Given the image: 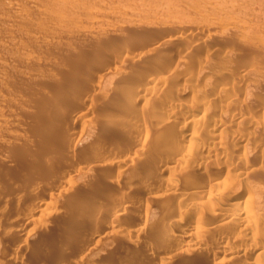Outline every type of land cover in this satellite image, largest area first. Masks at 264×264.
<instances>
[{"label":"bare ground","instance_id":"bare-ground-1","mask_svg":"<svg viewBox=\"0 0 264 264\" xmlns=\"http://www.w3.org/2000/svg\"><path fill=\"white\" fill-rule=\"evenodd\" d=\"M139 1L160 16L187 5L204 21L163 19L171 35L150 32L153 25L146 22L142 38L122 32L121 19L134 15L132 8L103 13L97 9L103 0H0V49L7 52L0 55V85L4 61L15 58V80L41 91L54 87L45 97L63 103L55 109L59 117L51 112L45 124L33 127L49 133L54 147L48 163L55 179L41 184L48 199L21 196L26 212L13 215L10 229L0 225L10 230L3 229V236L17 242L12 248L6 243L4 251L21 262L30 244L43 243L41 231L64 210L60 204L77 203L86 213L91 203V218H101L103 226L90 223L87 237L74 235L77 249L87 247L83 256L72 257L73 264H95L107 252L101 245L114 242L121 264H264V0L257 8L205 0L218 12H209L201 0ZM110 17L119 21L105 25ZM234 40L244 46L239 59L231 53ZM52 120L66 122L68 131L55 130ZM10 127L0 119L3 136ZM3 136L0 141L8 143ZM55 189L62 191L54 195ZM106 190L114 201L107 212L101 205ZM130 201L140 205L134 206L140 221L132 219ZM66 233L64 244L71 238ZM1 236L0 246L6 239ZM74 243L50 250L61 261Z\"/></svg>","mask_w":264,"mask_h":264},{"label":"rangeland","instance_id":"rangeland-1","mask_svg":"<svg viewBox=\"0 0 264 264\" xmlns=\"http://www.w3.org/2000/svg\"><path fill=\"white\" fill-rule=\"evenodd\" d=\"M103 1H104V4H100V6L97 7L98 11H102L103 13H106V11L108 12L110 10L108 8H112V7H113V9H111V10H114V9L116 10V7H118V8L123 7V8H127V9L132 8V10H134L133 11L134 15H129L127 17H123V19H121V17H118V16L116 18H119V20L121 19L122 22H123V23H121L122 32H124L126 34H131V35L134 34V36H140L142 38H144V36H145L144 35L145 33H143L144 30H143L142 24L146 23V22H150L153 25V27L149 28L150 32L155 31V32L166 34V35H171L172 34L171 28L170 27H166V25H164V24L163 25L161 24L163 19L164 20L165 19H167V20H171L172 19L174 21H180V22H182L185 25L186 24H191V23L193 24V22H203L204 21V20L200 21V18L198 20L199 15L197 16V14H195L193 12H189V11L192 10V8L190 6H187V5L185 7L186 10L182 9V8H178V10H173L170 13L167 12L166 15H165V13H163V15L160 16L159 14L156 15L153 12L150 13V14H149V12H146V8L149 9L148 6H150V5H147L144 2L147 5V6H145L139 0H111L112 4L105 3V2H108V0H103ZM176 1H178V0H176ZM234 3L242 4V6H246V4H248L249 8H257L258 5L261 2H259V0H224V4H226V5H230V4H234ZM148 4H150V3H148ZM199 4H202L201 6H207L208 7L207 10L209 12H211L212 10L214 12H218L219 11L218 10V5H216V6H212V4L208 5V4H206L205 0H201L199 2ZM96 6H95V8H96ZM114 6H115V8H114ZM210 7H212V8H210ZM144 9H145V12L143 11ZM189 9H191V10H189ZM80 13L81 14H85L83 11H81ZM261 16L263 17V15H261ZM81 17H84V16H81ZM208 17H210V16H208ZM110 18L107 19L105 25L111 24V23H113V21L114 22L119 21L118 19H115V17H113L115 20H113V18H111V19ZM111 20H113V21H111ZM250 23L252 25L254 23H257V25H259V23L258 22H254V20L251 21ZM3 25H1V26H3ZM105 25L102 26V27H107ZM4 27H5V25H4ZM4 31H3V33H2V30L0 32L5 35ZM132 31H134L135 33H131ZM4 35H3V37L2 36L1 37L4 38ZM7 35L5 37H7ZM1 37H0V39H2ZM7 39H8V37L6 38V40ZM243 49H244V46L242 44H240V42H238L236 40L232 41V43H231V53L233 54V56L236 59H239V57L242 55V50ZM5 52H6L5 49L4 50L0 49V55H2V54L6 55L7 52L6 53ZM11 58H13V57H11ZM8 59L4 61V63L6 64V69L2 72L3 74L1 73L3 75V76L2 75L1 76L3 78H6V79H4L5 82L3 81L4 83L2 85H0V119L6 120L7 123H9V127H10L11 124L12 125H11L10 129L8 128L9 129L8 131L10 133H7L8 134L7 136L4 135L5 137L3 136L2 130H0V135L2 134L3 138L6 140V142H8V143L4 144L2 142V140L0 141V184H1L0 187L4 188V189L0 188L1 190H3V192L0 190L2 192V193H0V195H2V194L6 195V196L4 195V196L0 197V203L2 202V200L4 201V199L7 198V200L5 199L4 203H2L3 204L2 207L4 208V210L0 209V214L3 215V216L0 217L1 218L0 222L2 220V224H0V225L5 226V224H6L7 228L10 229L11 228V224L14 223L13 221L16 218V217H14V219H13L12 218L13 215L17 216V214H19V213L22 214V213L26 212V207L28 206V205H26L27 201H36V200H40V199H44V200L48 199L47 194H45L43 192V190H41V189L45 185H47V186L52 185V183H53L52 182V178L54 177L53 181L55 179L54 175H56V172H55L54 167L52 165L53 163H52V161L50 162V160H48V159H50L49 157L54 154V149H53L54 147H50L52 145L49 142L50 141V139H49L50 134L49 133L39 134L37 131L33 130V127H34L35 124L40 123V122L45 124L46 118L52 114L51 112H54L53 114H54L55 117L56 116L59 117L60 114L57 115L58 111H56L55 109L58 110L62 106L63 103L61 104V103L55 102V101L50 102L45 97L46 93H49V94L53 95V92L55 90L54 87H52V88L49 87V89H47L46 91H41L40 87H38L39 85L34 86V87H32V86L30 87V85L25 86V85L20 84L18 79L15 80V60H14L15 58L10 59V57H9ZM52 71L53 70H50V71H48V73H51ZM20 95H22L23 98L20 99V100L15 101V97L16 96H20ZM61 102H63V101H61ZM46 108H48V110L50 112H48V110H46ZM68 108L71 109L73 107H68ZM83 117L82 118L84 120H86L88 118L86 116H83ZM50 122L53 123L54 121L52 120ZM56 122H57V125L53 123L54 127H56L55 130L63 129L64 127H62V126L64 124L67 125L66 122L64 123V121H62V120L60 122L57 120ZM15 127H17V129H15ZM67 127H68V125H67ZM67 127L64 128L63 130H60V131L61 132L68 131ZM77 127H79L78 123L75 125V128H73V131H74V129L76 130ZM5 134H6V132H5ZM15 135H19V139L16 142H15ZM51 138H54V137L51 136ZM28 139L29 140L31 139L30 142H29ZM25 140H26V142H25ZM57 141H58V139H57ZM57 141H55V142H57ZM19 149L21 150L20 152L18 151ZM5 155L8 156L7 157L8 159L6 158L5 160H3L5 158ZM3 156H4V158H2ZM48 162L52 163V164H49ZM66 166H67V168H72L69 163H67ZM21 174H22V177L24 178V180H27L28 182L24 181L23 178L21 179V177L18 176V175H21ZM18 177H20V181H19ZM13 178H15V180ZM3 180H5V181H3ZM9 180H10V182H9ZM2 181L4 182V184H3ZM5 182L8 185H6ZM16 182H18V183H16ZM36 182L39 183V185L36 184ZM25 183H26V185H25ZM41 184H44L43 187L41 186ZM10 186H12V187H10ZM35 186H37V190H36ZM8 188L10 190H11V188H13V189L10 191ZM17 188H19V189H17ZM38 189H39V191H38ZM4 190L6 191V193H5ZM32 190H33V192H32ZM34 190H36L38 192H35ZM59 190L62 191V189H55V191L53 190L55 193L52 191V194L55 195L57 191H58L57 193H59L60 192ZM107 190L110 192L111 188H109ZM28 191L30 192L31 196L29 195ZM108 191L106 193V196L104 198H102L103 199L102 201L99 200L100 197H98L99 199L97 198L99 201L102 202L101 205H103L102 208H103V211H105V212H107L110 209V207L114 204V201H113V199L111 197V194L108 193ZM12 192L13 193H19L20 196H19V194H12ZM40 192L42 193V195H41ZM16 195L19 196V199L20 198L21 199L20 200L18 199V201H17L15 199V198H18ZM23 195L26 198H24ZM21 196L24 199L28 198L27 201L23 200V198ZM32 196H35V197H32ZM97 199L95 201H98ZM23 201H24V203H23ZM150 203L153 204V205L151 204L152 206H155L154 202H150ZM9 204H10V206H9ZM68 204H66V206H62L63 204H60V205H61V208L64 209V210H66L64 207H67V210H68V208L72 207V209L70 208L71 210L70 209L69 210L72 213H75V214H72L70 211L69 212L71 214L69 212L67 213V211L65 212L64 210L63 211L65 212V214H62L63 213V211L61 212L62 209L58 210L59 207H57L58 212L59 211L61 212V213L59 212L60 215H57V218H55L56 216L52 217L53 219H51V222L49 220L48 226H49L50 229L48 231H41V232H43V235L40 232L41 235L43 236V239H44L43 243L41 245H39V246H38V244L37 245H35V244L31 245L30 244L29 247L27 248L28 254L26 252L23 254L26 257L23 256L22 260L23 259H25V260H23V261L21 260V262L20 261H18V262L13 261L11 259V256L8 255L10 253H8V252L6 253L4 251V250H6L7 247H9V248L11 247L12 248V247H14V245L16 246L17 242L15 240H13L12 237L9 236L8 234L5 235L6 239H8V240H6L3 235L5 234V230H8V229L6 227L5 228H3V227L0 228L1 229L0 231L5 229V230H3L4 232L3 231L0 232V234L2 235V236L0 235L1 239L4 237L3 239L6 240V242H5V240L2 241L4 243H2L1 246H0L3 249V250L1 249L2 252H0V255H1V257H3V261L5 260L4 262H7L5 264H73L74 258H77L79 256L80 257L83 256V254L85 253V251H83V250L87 247V245H85L86 247L84 249H82V250H81V248L77 249L78 245H76V244H78V242H75L74 235L75 236L76 235L83 236V234H85L84 232H87L85 234V237H87L86 235H88V232H90L89 230H87V228L88 229H89V227H91L92 229L94 228V227H92L94 225L88 226V224L90 225V223L91 224H95L96 223V224H98L97 227L99 228V226L100 227L103 226V225H99V222H98V220L101 219V218L95 217V216H94V218H91L92 217V215H91L92 213L91 212L93 211V204H91V203H90L91 205L90 204L87 205V207H86L87 209L85 210L86 213H84V208H85L84 206L82 208V210H83V212H82V210L80 209V205H76L77 203H75L72 206L70 205V207H68ZM129 204L132 206V208H134V206H136L138 204V202L134 203L135 205L133 204V202H131ZM5 205H7V207ZM16 205L17 206L20 205V206L17 207ZM76 206L78 208V211L75 210L77 208H75L73 210V208L76 207ZM91 206H92V208H91ZM2 207H0V208H2ZM138 207H140L139 204H138ZM5 208H6V211H5ZM7 208H8V210H7ZM134 209H136V207ZM134 209L133 210L130 209L131 211L129 210V213H130L132 219L134 217V219L137 218V220L140 221V210L136 209V211H135ZM7 211H8V213H6ZM27 211H28V209H27ZM58 212H56V214ZM77 212H79V214ZM68 218H70V219H68ZM90 218H91V221H86L87 219H90ZM57 219H59V220H57ZM92 219H94V220H92ZM95 219H96L97 222L95 221ZM11 220H13V221H11ZM53 220H54L55 223L53 222ZM64 220H65V224L63 223ZM67 220H68V222L70 224L68 226H66L68 224L66 222ZM69 220H72V221H69ZM101 220H99L100 223H102ZM93 221H94V223H93ZM11 222H13V223H11ZM71 222H73V224H75V226L72 227ZM76 222H77V224H76ZM78 223H79V225H81L83 223L81 225L82 228L78 229L80 227L78 225ZM84 223H85V225L86 224L87 225L85 226ZM63 224L65 225L64 227L62 226ZM96 224H95V226H96ZM58 226H59V228H58ZM83 226H85L84 227L85 230L83 229ZM66 227L68 228L67 231L65 229ZM57 229L58 230L60 229V231H58ZM63 229L65 230L64 232L62 231ZM92 229H90V230H92ZM69 230H71V231L79 230V231L78 232L75 231L77 233L76 234L74 231H73V233L71 231H70L71 233H69L68 232ZM80 230H82V231H80ZM8 231H10V230H8ZM66 232L71 235V238L69 237L70 239H68L70 241H68V242H73V243L75 242V243H74V245H71L72 246L71 248H70V246H68L69 250H68V248H66L67 249L66 251H68V252L66 253V251H65V253H64V255H63V257L61 258V261H60V259H57L55 256H53V254H52L50 249H52L55 246H59L62 243H63L64 246H67L68 242L66 244H64V242L61 241L65 237V236H62V235H65L64 233H66ZM78 233H82V235H80ZM175 233H178V231H175ZM83 239H85V238L84 237H81V238L79 237V239L76 238V241L77 240L78 241L82 240V242H84V243H82L80 241L81 244H88V247H91L93 245V242H90V244H89V241H88L87 238L86 239H87L88 242L86 240H83ZM6 243L9 246H7ZM91 243H92V245H91ZM114 243H115V245H114ZM114 243H108L106 245L104 243V246L101 245V247H103V249L105 247L107 252L101 251V255H99V257H95L93 262L95 264H121V262H120V260H121L120 259V253L115 248V246L117 247L116 242H114ZM109 244H111V245H109ZM4 245H6L7 247H3ZM9 248H7L8 251H9ZM138 250L140 251L142 249L137 248V251ZM139 251L137 253H139V255H141L140 257H142L143 255L140 254V253L144 254V252H143V250L140 251V252ZM165 253H166V251H165ZM73 256H74V258H72ZM62 259H63L64 262L62 261ZM140 262L139 263L142 264V261H140ZM143 262H144V264H146V263L149 264L148 260H143ZM134 263L138 264V261L134 262Z\"/></svg>","mask_w":264,"mask_h":264}]
</instances>
